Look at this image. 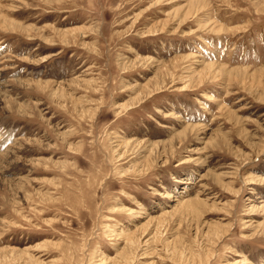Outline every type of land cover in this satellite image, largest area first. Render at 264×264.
<instances>
[{"label": "rangeland", "instance_id": "374dc122", "mask_svg": "<svg viewBox=\"0 0 264 264\" xmlns=\"http://www.w3.org/2000/svg\"><path fill=\"white\" fill-rule=\"evenodd\" d=\"M0 264H264V0H0Z\"/></svg>", "mask_w": 264, "mask_h": 264}, {"label": "bare ground", "instance_id": "6f19581e", "mask_svg": "<svg viewBox=\"0 0 264 264\" xmlns=\"http://www.w3.org/2000/svg\"><path fill=\"white\" fill-rule=\"evenodd\" d=\"M175 60H176V59H175ZM193 129H194V128H193ZM182 133L185 134L186 132L184 131V132H182ZM173 139H174V138H173ZM165 143H166V142H164V144H165ZM169 143H170V142H169ZM173 144H174V143H173ZM173 144H172V145H173ZM170 145H171V143H170ZM172 145H171V146H172ZM154 148H155V147H154ZM150 149H151V148H150ZM150 152H151V151H150Z\"/></svg>", "mask_w": 264, "mask_h": 264}]
</instances>
